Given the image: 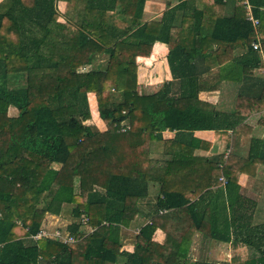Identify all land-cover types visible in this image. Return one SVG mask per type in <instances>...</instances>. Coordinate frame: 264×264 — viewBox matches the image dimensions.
I'll return each mask as SVG.
<instances>
[{"label": "trees", "instance_id": "16d2710c", "mask_svg": "<svg viewBox=\"0 0 264 264\" xmlns=\"http://www.w3.org/2000/svg\"><path fill=\"white\" fill-rule=\"evenodd\" d=\"M146 1L68 0L63 24L56 0L0 3V264H190L193 230L189 237L184 232L195 207L189 203L218 176L209 164L201 184L172 183L189 171L187 136L240 125L239 107L220 113L199 94L252 79L264 67V0H166L173 5L159 20L144 21ZM254 42L261 52L252 49ZM154 43L168 50L171 81L139 92L136 58L149 57ZM100 57L104 62L95 64ZM20 77L24 84L12 86ZM88 93L95 95L103 132L86 124ZM179 101L186 107H177ZM162 131L175 138L164 142L169 160L156 162L149 145ZM221 162L211 168L220 171ZM155 182V217L139 230L133 253L126 252L120 230ZM66 207L72 219L55 229L74 241L35 240L51 230L46 217H60ZM179 211L190 217L178 222L179 236L154 243L161 215L176 218ZM244 264H264V251Z\"/></svg>", "mask_w": 264, "mask_h": 264}, {"label": "crops", "instance_id": "0c3cea01", "mask_svg": "<svg viewBox=\"0 0 264 264\" xmlns=\"http://www.w3.org/2000/svg\"><path fill=\"white\" fill-rule=\"evenodd\" d=\"M154 1L145 2L144 21H154L161 17L162 14L154 17V12H146L147 5ZM67 2L68 0H56L57 22L60 24L65 22L63 14ZM167 54L168 50L164 44L154 43L149 57L136 58L139 92L156 91L163 83L171 81ZM98 59L94 61L95 64L104 62L101 57ZM261 59L264 63L262 55ZM83 69L88 71L91 66H85ZM146 72L150 78L141 82L139 75ZM158 85L160 86L157 87ZM90 98L93 99L94 110L97 112L95 95L88 93L90 116L102 125L100 132H103L105 126L99 116L96 119L92 114ZM199 98L213 105L218 112L227 115H231L236 107H239L241 111L238 112H241L243 118L239 116L241 123L233 130L217 133L195 131L192 136H187V143L191 146L187 154L189 150L191 153L186 157L189 163L186 167L189 171L185 177L172 184H201L206 181L205 173L202 175L201 169L209 164L212 167L218 158H222V162L215 167H219L220 171L210 167V174L215 177L217 173L218 176L213 185L189 203L195 209L192 212V227L189 225L188 231L184 232V235L189 237L193 230V235L189 237L186 258L190 264H244L256 260L260 252L264 251V67L257 69L252 79L243 77L238 82H222L218 91L201 93ZM175 105L184 108L187 103L179 101ZM173 138L174 132L158 133L149 145V158L156 162L169 160L171 153L164 152V142L172 141ZM224 168L231 178L230 183L220 181L222 177L227 181ZM158 195V183H149L147 195L135 202L134 219L128 228L121 229L131 232L134 237L130 239L128 247L122 246V250L133 253L139 230L155 217L154 206ZM178 214L176 218L172 212L161 215L164 219L157 223V229L152 235L154 243L163 245L166 235H175L174 232H178L179 236L181 225L178 222H183V219L189 222L190 217L187 212L179 211ZM60 217L55 219L59 220ZM202 222L203 225L198 229ZM213 237L223 238L224 241H217Z\"/></svg>", "mask_w": 264, "mask_h": 264}, {"label": "rangeland", "instance_id": "374dc122", "mask_svg": "<svg viewBox=\"0 0 264 264\" xmlns=\"http://www.w3.org/2000/svg\"><path fill=\"white\" fill-rule=\"evenodd\" d=\"M171 2L173 3V1L168 2L166 0H155L153 3L147 5L146 12H154V17H158V16H160L163 13V11H165L168 7H170V6L173 5ZM143 18H144V16H143ZM159 19L160 18L154 19V21L159 20ZM139 78H140V81L142 79L141 82H143V80H145V79L148 80L150 78V76L146 72V73L140 74L139 75ZM136 82L138 83V75H137V73H136ZM23 84H24V78L20 77V78H17V80H15V82L12 84V86H21ZM160 85H158L157 87H159ZM160 87H159V89H160ZM113 98L116 101L119 100V99H121V97L119 95H117V94H115L113 96ZM90 109H91V111H93L92 105H91V108ZM94 112H95V110H94ZM97 112H96V117L94 116L96 119L99 116V114ZM16 114H17L16 113V110L11 109V108L8 110V115L10 117H14V116H16ZM92 114H93V112H92ZM87 123H88V125L95 126L99 131H101V129H102V125L99 124L97 120H94V118H92L91 116H90V120H88V122H86V124ZM54 167L59 168L58 165H54ZM65 209L66 210L63 211L62 216L59 218V220L58 219H55L56 217H53V216H50V217L47 216L46 217V219H47V225L51 228V230L49 231L48 234H50V235L54 234L55 233L54 231L56 230L55 229L56 226H59V225L61 226L63 224H67L69 221H71L72 218H71L70 213H69L70 212V208L69 207H66ZM133 237H134V235L132 236V233L131 232L125 231L124 229L123 230H120L121 244H122V246H124V248L128 247L129 242H131L130 239L133 238Z\"/></svg>", "mask_w": 264, "mask_h": 264}, {"label": "built area", "instance_id": "2783aa9c", "mask_svg": "<svg viewBox=\"0 0 264 264\" xmlns=\"http://www.w3.org/2000/svg\"><path fill=\"white\" fill-rule=\"evenodd\" d=\"M249 20H251V17H249ZM252 49L254 51H260L261 52L260 44L258 42L252 43ZM220 181H222L223 183L226 182L223 177L220 178ZM162 213H165V211L160 212V214H162ZM83 224L86 226V220L83 221ZM83 229L86 231L85 233H91V228L90 227H86V228H83ZM54 232H53L54 234L50 235V234H48L49 232L40 231L33 238L35 240H37V239H39L41 237H51V238H54V239H57V240L61 241L63 244L72 243L74 241V238L68 236L67 234H62L59 230H55Z\"/></svg>", "mask_w": 264, "mask_h": 264}]
</instances>
